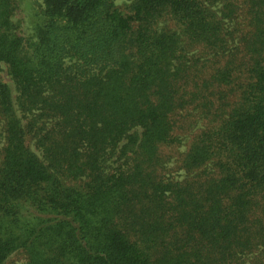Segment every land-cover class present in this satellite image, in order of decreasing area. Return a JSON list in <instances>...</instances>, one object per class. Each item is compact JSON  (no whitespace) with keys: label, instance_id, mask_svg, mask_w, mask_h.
Listing matches in <instances>:
<instances>
[{"label":"trees","instance_id":"1","mask_svg":"<svg viewBox=\"0 0 264 264\" xmlns=\"http://www.w3.org/2000/svg\"><path fill=\"white\" fill-rule=\"evenodd\" d=\"M42 4L29 53L0 0V264H264V0Z\"/></svg>","mask_w":264,"mask_h":264},{"label":"rangeland","instance_id":"2","mask_svg":"<svg viewBox=\"0 0 264 264\" xmlns=\"http://www.w3.org/2000/svg\"><path fill=\"white\" fill-rule=\"evenodd\" d=\"M112 1L115 7L122 13H126L128 11L129 0ZM42 7V0H15V10L11 16V21L16 26L17 33L24 39L25 50L29 53L31 51L30 45L36 40L35 29L40 24L42 19ZM161 24H167L170 27H174L173 24L168 21H162ZM0 81H3L8 86L14 108H17L15 105L17 96L16 85L9 73L8 65L3 62H0ZM187 114L177 117L178 123L181 125V127L176 130V134H178L181 138L180 143L162 148L163 153L171 156L170 160L167 162L166 173L173 178H181L184 176L183 171L178 168L176 160L187 148L192 134L204 125V122L200 120L199 117L197 118L194 112L192 115ZM139 130L140 129H136L137 133ZM27 145L31 151H33L38 157H41V152L36 148L32 138L27 137ZM21 263L22 260L20 258L12 257L7 264Z\"/></svg>","mask_w":264,"mask_h":264}]
</instances>
